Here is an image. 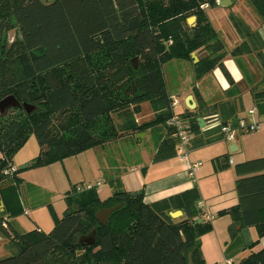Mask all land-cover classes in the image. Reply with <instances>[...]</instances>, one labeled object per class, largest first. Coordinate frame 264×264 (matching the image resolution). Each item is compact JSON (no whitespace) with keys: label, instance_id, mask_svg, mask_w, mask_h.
Here are the masks:
<instances>
[{"label":"trees","instance_id":"trees-1","mask_svg":"<svg viewBox=\"0 0 264 264\" xmlns=\"http://www.w3.org/2000/svg\"><path fill=\"white\" fill-rule=\"evenodd\" d=\"M219 1L0 0V100L12 94L19 103L36 107L29 114L24 108L13 115L0 113V238L7 251L0 264H187L189 253L194 264H205L200 237L212 225L202 218L196 185L152 203L144 202L143 193L131 196L116 188L101 199L95 186L81 190L82 184L73 185L65 192L63 215L53 214L50 231L37 227L20 233L8 218L24 213L19 198L23 180L13 156L30 135L39 152L27 168L50 165L148 129L161 132L154 160L173 157L176 138L169 120L175 111L162 69L169 61L189 62L193 82L219 67L229 84L222 100L208 105L194 92L196 107L176 113L191 126V146L223 139L220 126L236 125L244 91L264 115V39L258 26L253 28L231 11L228 19L240 41L227 46L207 13ZM244 1L258 25L264 22V0ZM188 16L195 17L193 26ZM8 28L19 31L10 43ZM227 55L241 70L245 88L226 69ZM245 55L252 58L245 61ZM251 65H256L257 80ZM143 102L149 103L152 116L139 122L135 114ZM112 114L121 117L120 123ZM234 170L238 202L217 215L229 214L241 226H255L260 238L264 156L236 163ZM114 205L117 208L101 224L96 212ZM175 210L182 215L171 217L169 211ZM92 230L94 243L81 245L79 238ZM234 264H264V246Z\"/></svg>","mask_w":264,"mask_h":264},{"label":"crops","instance_id":"crops-1","mask_svg":"<svg viewBox=\"0 0 264 264\" xmlns=\"http://www.w3.org/2000/svg\"><path fill=\"white\" fill-rule=\"evenodd\" d=\"M238 2L242 5L245 4L244 0H232L231 2H225L223 5L218 4V7L214 8L215 11L213 13L208 12L213 9L207 10L209 20L212 25L220 31L229 47L234 46L240 39L235 34L230 21V29L224 34L221 27L218 26L217 21H215V18L212 17L218 10H221L222 14L226 12L227 18L229 12H238L246 19L250 26L253 28L258 26V32L262 39H264V22L258 25L253 12L250 10L242 11V9L239 10V8L235 9L234 6L237 5ZM230 5L234 6L228 11L227 9H229L228 7ZM213 21L215 23H213ZM242 58L248 61L249 58L252 57L245 55ZM223 63L235 82L241 84L243 76L234 58L227 55L224 57ZM228 67H234L232 70L233 72ZM214 76H218V79ZM220 81L222 85L218 84ZM228 86V82L223 80L221 72L217 68L195 82L188 77L187 83H184L178 88V90H180L178 92L180 93L178 94L179 96L176 97L172 94V97L178 101L176 106H179V109L175 110L174 108V111L180 113L184 111L186 107L190 110L194 109L197 105V92L201 99L208 105L220 101L224 98V91ZM246 92L248 91H244L242 94ZM219 95L221 98L214 100V96L216 97ZM253 107L255 108L253 102H251L248 109ZM150 114L152 116V111ZM239 116H241L240 113ZM259 116L264 118V115ZM135 119L138 121L136 114ZM261 128L262 127L258 130ZM239 134L240 133H237L235 139L230 141L222 139L204 146H190L191 151L189 157H191L192 160L201 161V165L195 173V178L192 179L188 177L183 163L176 155L167 159L154 160L160 142L161 132L156 129H148L143 131V142L146 139L151 140L155 135L158 139L149 147L143 146L140 159L133 164H127L128 162L124 160L122 156H115L111 163H106L107 160L104 158L101 164L98 157L99 152L96 149L98 146L79 153V155H83L85 158L92 159L94 164L96 163L93 170L89 172L88 175L86 174L82 185H96L98 194H102L104 198L112 194L116 188L130 192L142 191L143 200L146 203H152L196 185L201 195L200 201L203 205L201 208L202 218L204 220H209L212 225L211 230L200 237V248L204 262L205 264H234L247 256L251 250L264 246V236L258 237L255 226H241V224L236 222L229 214L217 215L218 211L234 206L238 202V196L235 191V180L237 176L235 174L234 165L242 162L245 160V157H247V147L244 141L239 137ZM131 135L132 134H123L118 139H124ZM106 144L111 143L107 142L103 146ZM103 146H99V148ZM256 149H258V151L264 150V144L258 145ZM66 159L68 158L62 161L64 162ZM56 163L58 162L53 164ZM63 164L66 166L65 163ZM49 166H52V164ZM49 166L43 168H49ZM80 169L82 170V167H80ZM105 172L107 174H105ZM97 182L100 183L97 185ZM25 183L26 182L23 181L20 185H24ZM107 183L109 185H107ZM106 185L109 187H106ZM23 214H29V209L24 208ZM207 216L211 218L207 219ZM10 219L11 218H8L9 222ZM256 239H258V243L253 248H249V245Z\"/></svg>","mask_w":264,"mask_h":264},{"label":"rangeland","instance_id":"rangeland-1","mask_svg":"<svg viewBox=\"0 0 264 264\" xmlns=\"http://www.w3.org/2000/svg\"><path fill=\"white\" fill-rule=\"evenodd\" d=\"M244 5L238 2L237 5H235L236 7L234 5H230L228 7L229 9L227 10L229 11L233 6L235 9H242V11L250 10L248 5ZM214 11L215 9L208 12L213 13ZM226 14V12L222 14L221 10H218L214 14L216 16L212 15V17L215 18V21H217L218 26L221 27L224 34L228 29H230L229 20ZM186 21L189 26H193L195 24V17L188 16ZM213 23L215 22L213 21ZM9 29L11 30V28L7 29L8 32L10 31ZM15 36L19 37V31L17 29L14 30V32L12 31L8 42H10ZM248 67L250 68L249 70L255 74L256 77H254V79L257 80L259 78V74L258 70H255L256 65H251V67ZM228 68L231 71L234 69V67ZM162 69L167 88L176 97H178V94H180L178 93L180 91L178 88H180L184 83H187L188 77L193 80L192 66L187 61L172 60L163 64ZM217 69L221 72L223 80L227 82L222 70L219 67H217ZM214 77L218 79V76ZM218 84H221V81L218 82ZM241 85L244 87L243 82H241ZM218 98H221V96H214V100ZM251 102V95L249 92L242 94L241 105L243 109L240 110L241 116H245L247 114V110L251 105ZM174 108L177 110L179 109V106H175ZM15 112V110H10L9 115H13ZM150 113L151 110L149 103L143 102L140 105V112L136 114V118L138 117V121L142 122L143 120H147L151 117ZM112 117L115 123H120L121 117L119 115L112 114ZM261 127L262 128L257 131H247L241 132L239 134V137L244 141V144L247 147V157H245V160L264 156V150L258 151V149H256L258 145L264 144V122H262ZM152 139H146L143 142V135L141 134L138 136V133H136L134 136L131 135L124 139L112 140L110 141L111 144H106L102 148H99L98 146L96 149L99 152L98 157L100 163L102 164L104 158L107 160L106 163H111L115 156H122V158L128 162L127 164H133L140 159L143 146L149 147L153 142L157 141L158 138L155 135L152 137ZM190 151L191 148L189 153ZM38 152V142L34 135H30L24 145L13 156L14 166L17 169H19L20 166H24L26 164L28 166V164L31 163ZM175 155L177 158H179L176 153ZM89 159L90 158H85V156L77 154L68 157V159H66L64 162L58 161L56 164L52 163V166L46 165L49 166V168H43L45 166L27 168V166H25L24 168L19 169L20 172L18 173V176L26 182L24 185L22 184L19 187V198L21 200L22 206L29 209V214H20L15 217H11L10 222L13 229L20 233L36 229L37 227H39L44 232L50 231L54 225L53 214L57 217H61L64 213V210L66 209L67 204L64 198L65 192L71 189L73 185L82 184L86 174L88 175V173L93 170L96 163L94 164L92 159ZM62 162L65 163L66 166H64ZM80 167H82V170ZM105 174L107 173L105 172ZM107 185L109 184L107 183ZM107 185L106 187H109ZM99 195L101 198H104L102 194ZM0 244L1 258L7 255V251L3 247V238H0Z\"/></svg>","mask_w":264,"mask_h":264},{"label":"built area","instance_id":"built-area-1","mask_svg":"<svg viewBox=\"0 0 264 264\" xmlns=\"http://www.w3.org/2000/svg\"><path fill=\"white\" fill-rule=\"evenodd\" d=\"M178 104V101L173 98L172 106L173 108ZM213 120V119H211ZM216 120V119H215ZM262 122H264V118L260 117L256 108H250L247 110V114L245 116H241L238 118L236 125H232L231 123L220 126V132L223 134V139L225 140H233L237 133L241 132H252L256 131L261 127ZM215 123V122H214ZM214 123L208 124V127L215 125ZM169 124L174 127L173 135L176 138L175 150L176 154L179 156L181 162L184 165L185 171L189 178L194 179L195 173L198 170L201 162L199 160L193 161L189 157V148L191 146V141L193 138V133L191 130L190 124L181 119L175 112V114L169 120ZM100 182H97V185ZM95 186L94 184H84L80 187V189H87ZM198 207L202 208V202H198ZM210 216H207V219H210ZM5 226V222H2Z\"/></svg>","mask_w":264,"mask_h":264},{"label":"water","instance_id":"water-1","mask_svg":"<svg viewBox=\"0 0 264 264\" xmlns=\"http://www.w3.org/2000/svg\"><path fill=\"white\" fill-rule=\"evenodd\" d=\"M43 3L45 4H53L56 0H41ZM232 0H221L218 2L219 5H223L225 2H231ZM12 31L14 32V29H11L8 32V35L10 36V34L12 33ZM9 40V38H8ZM13 40V39H12ZM11 40V41H12ZM10 41V42H11ZM9 42V43H10ZM191 57L193 58L194 62H196L198 60L197 56L195 55L194 52L191 53ZM134 65H135V58L132 60ZM21 107L24 108V110L26 111L27 114L31 113L36 107L33 104L27 103V102H23L22 104L19 103V101L12 95V94H8L5 97H3L0 100V112H3L6 108L8 107ZM199 121V125L200 127L204 126V121L201 117L198 118ZM143 134V132H139L138 136ZM26 165L24 166H20L19 169L24 168ZM131 196H137L142 194V191H134V192H130ZM117 208V205H114L112 207H108V208H100L96 214H95V218L101 223V224H106L107 220H108V216L110 215V213ZM169 215L173 218H178L182 215V211L181 210H175V211H169ZM201 219H198V221H200ZM95 240V231L92 230L89 234L81 236L79 238V243L81 245H90L93 244ZM187 264H194L191 258L190 253L188 254V259H187Z\"/></svg>","mask_w":264,"mask_h":264},{"label":"flooded vegetation","instance_id":"flooded-vegetation-1","mask_svg":"<svg viewBox=\"0 0 264 264\" xmlns=\"http://www.w3.org/2000/svg\"><path fill=\"white\" fill-rule=\"evenodd\" d=\"M19 109H21V107H8V108H6L3 112H0L1 114H4V115H8L9 114V112H10V110H15V111H17V110H19Z\"/></svg>","mask_w":264,"mask_h":264}]
</instances>
